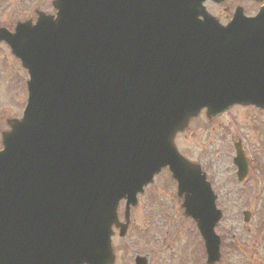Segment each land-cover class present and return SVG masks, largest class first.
I'll list each match as a JSON object with an SVG mask.
<instances>
[{"label":"water","instance_id":"obj_1","mask_svg":"<svg viewBox=\"0 0 264 264\" xmlns=\"http://www.w3.org/2000/svg\"><path fill=\"white\" fill-rule=\"evenodd\" d=\"M205 1L55 0L56 15L0 29L30 76L23 118L2 136L0 264L110 256L120 200L136 204L166 166L219 260L216 197L174 138L204 108L264 109V7L222 26Z\"/></svg>","mask_w":264,"mask_h":264},{"label":"rangeland","instance_id":"obj_2","mask_svg":"<svg viewBox=\"0 0 264 264\" xmlns=\"http://www.w3.org/2000/svg\"><path fill=\"white\" fill-rule=\"evenodd\" d=\"M33 1L35 2L36 0ZM27 3L24 0L22 9H25ZM38 3L40 9L47 10L49 13L53 11L51 2H48V0H38ZM225 3L227 4L221 5L218 9L214 6H207L213 12L221 13L223 10L222 6L234 4L231 0H226ZM247 8H249L247 11L250 14H254L258 12L259 4L252 5V7L247 6ZM27 80L28 74L26 70L6 47L0 46V133L8 129L6 123L8 119L21 117L27 99ZM227 127L230 128L229 133L225 130ZM238 134L247 146L248 151L253 152L258 147L254 151L253 158L254 162L260 165L262 178H258L260 180H257L256 183L263 185L264 181L261 180H264V113L254 108L236 107L217 116L212 121H208L206 115L202 112L201 115L192 121L184 133L176 137L175 142L182 155L203 166L218 196V207L223 209L225 213L223 221L217 228L218 234L226 237V239H232L236 235L238 240L241 235L246 234V241L243 244H251L254 237H249L251 232H247V230H254L259 221L264 220L263 214L261 215V206L237 205L225 202V198L240 197L241 193L237 190L235 181L236 170L233 168L230 158L231 147L227 144V140L235 139ZM257 142H259V146ZM227 180L232 181L229 183L230 185H225ZM169 182L166 173H162L157 178V186L165 194V199L160 205L161 209H163L162 214L166 219L165 229L171 235L176 234L179 236L180 245L184 249L191 251L200 247L201 252V240L195 234L193 223L182 216L181 206ZM228 187L232 188L230 195L225 193ZM235 189L237 190V195L233 196ZM162 198H164L163 195ZM143 208H139L137 213H145ZM250 209L254 210L255 218L252 223L245 225L243 212ZM228 228L233 230L232 234H228ZM226 246L227 243L225 242L223 245L224 250Z\"/></svg>","mask_w":264,"mask_h":264},{"label":"flooded vegetation","instance_id":"obj_3","mask_svg":"<svg viewBox=\"0 0 264 264\" xmlns=\"http://www.w3.org/2000/svg\"><path fill=\"white\" fill-rule=\"evenodd\" d=\"M26 1L28 3L25 9H22L24 0H0V28L13 33L19 23L34 22L40 10L38 0L35 2L33 0ZM48 2H51V0H48ZM231 2H234V4L223 6L221 13H215L208 8V6H214L216 9L220 7L212 1L206 2V6L208 5L207 8L210 13L218 17L223 24L229 22L239 6L244 8L245 14L253 15L247 11L249 9L247 6H252L256 0H231ZM262 4L264 5V1ZM0 46L7 48L5 43H0ZM261 172L257 164L253 161L249 162V172L246 178L238 183L235 176L238 188L236 189L241 192L240 197H227L225 202L228 204L261 206V215L263 214L264 217V208H262V206L264 207V186L256 187L254 185L256 180H260L258 178H262ZM237 190L233 196L237 195ZM231 191L232 188L228 187L225 193L230 195ZM162 195L164 198H162ZM164 199L165 194L160 191L157 184L145 188L143 194L138 196V206L131 210L129 220L126 219L125 202L120 203L118 222L113 226V256L109 258L106 264H207L204 243L201 245V252L200 247L188 251L180 245L178 235H171L165 229L166 219L160 206ZM179 200L177 199L181 205L182 200ZM139 208H143L145 213H137ZM253 214L252 218L254 219L255 212ZM163 224L164 226H162ZM124 225L127 226L124 232L121 233ZM194 228L195 234L199 237L195 224ZM247 232H251L249 237H254L251 244H243L246 241V234L241 235L239 240L236 235L232 239L221 236V248L223 249L225 242L227 246L221 252L220 261L215 264H264V220H260L254 230H247ZM232 233L233 230L228 228V234Z\"/></svg>","mask_w":264,"mask_h":264}]
</instances>
